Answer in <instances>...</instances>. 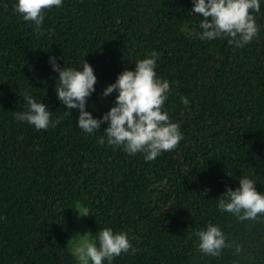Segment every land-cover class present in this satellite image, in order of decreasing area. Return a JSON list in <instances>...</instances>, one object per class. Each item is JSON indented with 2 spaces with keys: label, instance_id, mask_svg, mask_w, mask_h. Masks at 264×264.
Listing matches in <instances>:
<instances>
[{
  "label": "trees",
  "instance_id": "1",
  "mask_svg": "<svg viewBox=\"0 0 264 264\" xmlns=\"http://www.w3.org/2000/svg\"><path fill=\"white\" fill-rule=\"evenodd\" d=\"M14 3L0 0V264H78V205L89 237L105 227L128 234L135 253L111 264H264V217L241 222L217 208L241 176L264 192V0L252 12L258 34L243 47L199 39L192 0H64L45 10L42 35ZM153 51L157 75L170 82L163 107L183 139L145 161L108 145L106 123L91 135L77 127L78 110L68 113L57 99L48 61L93 66L87 110L98 118L116 95L103 89ZM25 92L59 123L36 130L15 120ZM208 223L231 245L216 257L197 249Z\"/></svg>",
  "mask_w": 264,
  "mask_h": 264
},
{
  "label": "clouds",
  "instance_id": "2",
  "mask_svg": "<svg viewBox=\"0 0 264 264\" xmlns=\"http://www.w3.org/2000/svg\"><path fill=\"white\" fill-rule=\"evenodd\" d=\"M64 0H15L14 10L24 21L35 25L34 31L42 35L45 10L61 8ZM262 0H192L191 14H201V31L195 33L199 39L213 41L228 38L230 44L243 47L257 36L259 28L252 12L259 13ZM159 53L151 52L135 62L134 69L120 72L113 83L101 93L108 97L116 93L114 103L102 116L94 118L87 110L88 98L96 91L97 76L93 66L84 58L78 67L61 66L58 58L49 56V64L58 75L59 85L55 86L57 99L68 113L78 110L77 127L84 133H96L102 124L108 145L123 146L126 153L143 154L145 161H153L163 152L173 150L183 139L180 124L170 119L164 109L171 91L170 82L157 75ZM26 105L23 111L15 112L14 118L46 130L55 126L52 111L29 92L24 93ZM104 143V139H101ZM256 181L248 176L239 178L235 189L227 187L217 197V208L221 213H230L239 221L257 220L264 217V192L256 188ZM79 211L78 208H75ZM80 215H87L80 214ZM197 249L207 256H219L223 249L230 247L222 229L215 223H208L196 233ZM72 255L78 264H111L115 257L128 253L132 248L128 234L114 231L111 227L99 230L96 236L77 235L73 238ZM237 255L241 247L236 246Z\"/></svg>",
  "mask_w": 264,
  "mask_h": 264
},
{
  "label": "rangeland",
  "instance_id": "3",
  "mask_svg": "<svg viewBox=\"0 0 264 264\" xmlns=\"http://www.w3.org/2000/svg\"><path fill=\"white\" fill-rule=\"evenodd\" d=\"M74 210V230H73V235H72V240H71V247L74 243V237L77 235H88V231L86 229V224H85V215H80V214H85L84 208L82 206L78 205ZM89 236V235H88Z\"/></svg>",
  "mask_w": 264,
  "mask_h": 264
}]
</instances>
